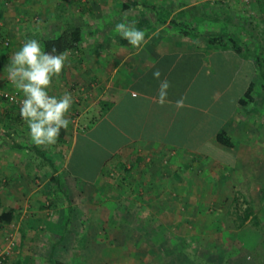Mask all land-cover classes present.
<instances>
[{
  "label": "crops",
  "instance_id": "0c3cea01",
  "mask_svg": "<svg viewBox=\"0 0 264 264\" xmlns=\"http://www.w3.org/2000/svg\"><path fill=\"white\" fill-rule=\"evenodd\" d=\"M46 3L0 0L3 91L17 92L7 68L26 40L36 39L43 48L45 39L58 36L69 24L81 31L79 44L67 51L65 67L49 89L50 95L68 93L73 98L68 128L61 129L51 149L38 151L21 119L20 106L0 101V216L7 214L10 224L16 225V249L5 264H49L51 259L60 262L73 257L77 248L68 246L77 238L76 226L72 235L62 229L67 213L75 207H80L78 218L91 222L96 217L99 227L110 223L107 205L99 207L103 216L98 218L87 200L82 204L71 200L62 208L67 211L64 222L58 221L57 202L50 204L45 196L55 197L67 177L73 187L70 194H76L75 179L84 180L92 171L87 191L92 195V186L96 190L104 184L107 192L108 182L103 179L113 175L116 165L124 164L127 172L115 170L121 177L119 189L123 187L125 195H142L143 201H135L134 206L148 212L135 218L139 224L149 221L150 212L163 211L167 218L164 211L178 210L173 196L178 201L188 194H209L205 182L198 186L189 180L205 179L211 167H221L226 173L239 162L263 160L262 0H57L56 11H50ZM121 22L145 32L140 49L115 31ZM157 70L159 79L153 76ZM162 80L170 85L163 105L158 101ZM182 98L184 106L177 108ZM220 133L230 139L232 149L217 142ZM30 148H36L33 157ZM136 167L150 173L136 177L131 171ZM56 176L58 188L52 181ZM223 177L227 181V175ZM130 183L137 184L131 193L125 187ZM201 187L204 190H198ZM213 191L229 192L224 185ZM180 201H187L186 197ZM195 205L186 209L205 211ZM10 224L0 220V246ZM91 232L85 229L82 237H103L99 232L92 237ZM66 241H70L68 246ZM88 242L83 241V252Z\"/></svg>",
  "mask_w": 264,
  "mask_h": 264
},
{
  "label": "rangeland",
  "instance_id": "374dc122",
  "mask_svg": "<svg viewBox=\"0 0 264 264\" xmlns=\"http://www.w3.org/2000/svg\"><path fill=\"white\" fill-rule=\"evenodd\" d=\"M46 4L50 11H56L57 0H47ZM80 7L77 6L76 9ZM47 149L51 148L38 147L40 152L47 151ZM61 150L64 155L66 148L62 146ZM261 150L263 155L264 148ZM30 153L33 157L36 154V148H30ZM241 154L243 155L244 152ZM240 158L244 160L247 157ZM261 159L263 160L239 162L226 173H223L225 170L221 167L217 166L214 169L210 166L211 169L204 173L207 175L205 179L189 180L192 184L205 182L204 185L207 186L209 194H188L181 196L178 201V196H173L172 199L178 202V205L176 204L178 210L164 211L167 218L163 217V211L150 212L147 217L149 221H146L149 222L148 224L143 220L139 224L135 221L138 215L148 214L134 206L135 201H143V196L123 194V187L119 189L122 186L119 173L113 171V175L108 179H103V182H108L107 192H105L106 185L99 184L96 190L92 186V195L87 190L90 189L89 181H91L93 171L90 176L83 178L84 180H77L76 176V179L73 177L77 183L74 186L75 195L69 193V189L71 191L73 187L69 185L68 180L70 179L67 177V182L60 189L59 194L56 193L55 197L45 196L46 202L50 204L57 202L59 209L55 216L58 221L64 222L66 218L67 211L64 212L62 208H67V205L73 201L82 204L87 200L93 204L95 208L93 214L98 218L103 214L98 210L99 207L103 204L107 205L105 212L107 217H105L108 220L107 223H110L105 227H99L95 223L97 222L96 217L92 218V223L82 216L77 217V215L80 216V207L69 211L65 223L67 228L64 227L62 230L64 233L68 229L71 234L73 233L71 230L76 226L74 235L77 238H72L71 242L66 241L65 244L68 246L70 242L68 249L72 244L77 249L74 255H71L73 257H63L60 262L65 264H203V262L207 264L208 262L210 264H258L260 261L264 264V155ZM131 171L137 177L138 174L141 176L147 170L136 167ZM147 172L150 173L149 170ZM221 173L227 175V181ZM193 174L199 173L193 170ZM78 176L82 178V175ZM61 177H64V174ZM223 185L228 188V193L223 195L213 191L223 188ZM136 186V183H130L125 187L128 189L127 192L131 193L132 188H137ZM198 190L204 189L201 187ZM152 197L155 198V196ZM184 197L187 201L180 203ZM125 203L127 206L124 207ZM195 204L203 206L205 211L196 213L186 209V206ZM247 205L252 206L256 219L249 220L243 228L236 229L234 221L237 216L233 215L234 210L237 208L238 215H243ZM61 212L63 218L60 216ZM116 218L119 220L117 221ZM85 229L92 230V237H98L99 233L103 237L84 239L82 234ZM84 240H89V242L86 249L83 247L85 249L83 252ZM78 250L82 253L79 254ZM5 263L6 261L3 264Z\"/></svg>",
  "mask_w": 264,
  "mask_h": 264
},
{
  "label": "clouds",
  "instance_id": "9594fccd",
  "mask_svg": "<svg viewBox=\"0 0 264 264\" xmlns=\"http://www.w3.org/2000/svg\"><path fill=\"white\" fill-rule=\"evenodd\" d=\"M115 31L134 48L140 49L145 42V32L127 22L116 24ZM68 60V53H58L55 48L44 51L36 39L26 40L10 58L7 68L8 79L17 92L22 93L20 116L29 129L32 144L45 148L57 143L61 129H67L73 98L70 94L57 97L49 94L53 80L58 79ZM160 78V71L153 73ZM167 80H162L158 89V101L165 102ZM184 106L183 98L176 102L177 108Z\"/></svg>",
  "mask_w": 264,
  "mask_h": 264
},
{
  "label": "trees",
  "instance_id": "16d2710c",
  "mask_svg": "<svg viewBox=\"0 0 264 264\" xmlns=\"http://www.w3.org/2000/svg\"><path fill=\"white\" fill-rule=\"evenodd\" d=\"M80 40H81L80 29L74 25L69 24L66 26L65 29L61 31V33L58 36L54 38L45 39L43 41V49L46 52H50L53 48H55L57 51V54L62 53V52H67V51L75 49L76 45L79 44ZM216 140L218 143H220L222 146L226 148H229V149L233 148V143L224 133H220L219 135H217ZM121 169L127 172V170L125 169V165L122 163H119L118 165H116L115 169L112 168V171H115V170L120 171ZM52 179H53L52 181H54L56 187L58 188L59 182H60L59 177L56 176V177H53ZM233 215L237 216V219L234 221V225L236 229H241L249 220L256 219L254 215V210L251 205H247V207L245 208L243 212V215H238L237 208H235ZM0 220L6 224L11 223V220L7 214H2L0 216ZM204 263L207 264V262H203V264ZM259 263L263 264L260 261ZM49 264H64V263L54 261L51 259L49 261ZM208 264L210 263L208 262Z\"/></svg>",
  "mask_w": 264,
  "mask_h": 264
},
{
  "label": "built area",
  "instance_id": "2783aa9c",
  "mask_svg": "<svg viewBox=\"0 0 264 264\" xmlns=\"http://www.w3.org/2000/svg\"><path fill=\"white\" fill-rule=\"evenodd\" d=\"M262 2L264 3V0H262ZM3 45L8 47L9 42L5 41ZM22 99L23 98L16 91L6 92L0 89V101L20 106V101ZM15 231L16 225L14 223L10 224L8 231L4 236L3 244L0 246V264H3L16 249Z\"/></svg>",
  "mask_w": 264,
  "mask_h": 264
}]
</instances>
